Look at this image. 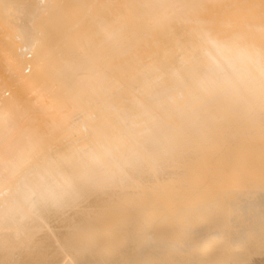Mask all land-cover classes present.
Returning a JSON list of instances; mask_svg holds the SVG:
<instances>
[{"label": "bare ground", "instance_id": "6f19581e", "mask_svg": "<svg viewBox=\"0 0 264 264\" xmlns=\"http://www.w3.org/2000/svg\"><path fill=\"white\" fill-rule=\"evenodd\" d=\"M142 2L0 0V154L64 153L103 122L101 87L130 99L138 67L175 38L145 29ZM199 3L217 23H264V0ZM102 21L122 26L119 47ZM0 264H264V122L225 116L70 212L0 217Z\"/></svg>", "mask_w": 264, "mask_h": 264}, {"label": "clouds", "instance_id": "9594fccd", "mask_svg": "<svg viewBox=\"0 0 264 264\" xmlns=\"http://www.w3.org/2000/svg\"><path fill=\"white\" fill-rule=\"evenodd\" d=\"M138 7L145 29L173 35V47L138 67L127 101L101 87L103 122L64 153L0 154V217L70 212L95 190L123 186L140 167L206 139L225 116L264 122V23L237 28L205 19L199 0ZM100 31L119 47V23L102 21Z\"/></svg>", "mask_w": 264, "mask_h": 264}]
</instances>
